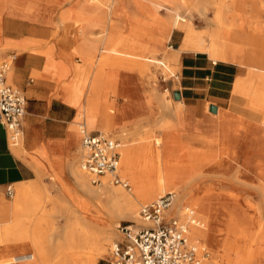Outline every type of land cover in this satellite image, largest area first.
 <instances>
[{"label": "rangeland", "instance_id": "rangeland-1", "mask_svg": "<svg viewBox=\"0 0 264 264\" xmlns=\"http://www.w3.org/2000/svg\"><path fill=\"white\" fill-rule=\"evenodd\" d=\"M5 1L14 3L15 7L12 8L13 10L3 8L4 1L0 0V16L7 18L11 16L9 14L11 12V14L14 13L15 20L0 22V49L28 47L34 42L33 38L20 34L26 33L30 25L34 28L32 35L36 37L34 43L36 48L34 49H77L82 38L79 35L81 25L76 22L80 19H91L90 22L88 21L91 24L85 25L82 36L92 41L97 40L92 53L94 62L84 61L82 56L75 51L73 69L63 66L57 75L66 88L67 96L74 95L83 106L91 97L97 110L95 117L100 119L99 131L102 133L100 128H107L108 123L111 131L108 136L117 139L120 143L127 141L137 154L141 152L144 145L154 146L155 139L162 138L166 133L169 145L165 142L162 147L171 149L172 155L169 159L174 163L202 164L200 170L203 177L198 180L205 185L204 191L210 190L212 193L209 200L213 218L209 227L217 234V242L191 238L188 233L189 239L192 242L199 239L207 248L206 259L215 260L219 264H264V125L262 115L258 113V110L249 106L244 97L235 93L229 101H221L218 99L217 89L213 88L194 112L183 110L182 118L178 121L171 107L161 106L158 99L169 101L171 104L179 100L173 97V91L180 88L179 62L175 64L171 72L148 62L149 74H145L133 62L142 60L124 54H107V51L103 50L104 46L101 41L105 32L101 26L97 25L107 23L105 4L91 0ZM117 2L125 6L129 13L128 16L131 14L138 16L137 32L142 35L143 41L158 37L156 30L153 29L151 16L139 11L133 0H117ZM185 2L187 9L185 14L191 17L195 31L202 35L205 42H209L210 31L214 27L211 19L216 12V7H209L203 15L198 12L192 2L189 0ZM25 5L31 8L29 12L24 11ZM236 5H233L226 13L227 26L235 27L237 32H241L244 37L250 36L256 49H260L258 51L260 56H264V12L252 11L249 5H239V3ZM78 9L82 11L79 12ZM65 12L67 13L64 14ZM85 12L89 13L90 17ZM63 15H66L64 21ZM159 15L161 19H165L168 13L161 10ZM128 18H120L121 20L119 19L115 24L117 32L112 31L115 38L132 37L128 32ZM3 26L15 29L21 37L15 40L5 37L2 45ZM173 29L172 37L161 42L162 44L154 55L155 58L163 60L173 48H178L181 44L182 31L177 28ZM22 42L25 44L16 45ZM122 50L130 51L131 49ZM107 55L109 60L118 59L120 62L115 67L116 71L108 75L107 80L92 92L90 81L96 69L95 61L104 56L106 59L104 69L109 71ZM240 73L246 75V67L241 64ZM211 106H215L216 111H211ZM80 119V122L85 121L83 116ZM220 122L229 123L228 133H223L224 136L219 133ZM139 136L145 138L134 141ZM242 151L248 152L247 165H242V158H239V153ZM83 157L84 153L78 158L77 165H82ZM142 163V158L137 156L136 171L142 168ZM138 172L142 175V171L138 170ZM118 173L121 177L129 179V175L126 171H121V168ZM39 185L46 189L48 196L54 200L51 218L55 231L69 223V209H75L66 190L87 201V198L77 190L71 173L66 175L59 168L52 179L39 181ZM109 185L120 187L112 183ZM129 185L132 188V184ZM157 196L155 195L150 200L140 201L137 211L142 204L152 201ZM4 199L10 201L12 197L6 195ZM185 207L186 204H182V208ZM195 214L199 218V213L195 212ZM20 219V217L16 218L11 215L5 216L0 211V264H41L31 254L32 236L24 237L21 233L23 230H15ZM123 222H132V220L127 217H117L113 220L115 237L107 244L104 251L95 255L96 264H108L110 248L122 236L117 226ZM55 237L54 233L53 241H56ZM36 242L38 244L36 247L40 250L45 248V240L42 236L38 237ZM225 243H232L234 249L232 251L226 249ZM226 253L227 256H225ZM40 256V258L45 257L43 253ZM55 259L51 252L45 264H78L74 260L57 263Z\"/></svg>", "mask_w": 264, "mask_h": 264}, {"label": "bare ground", "instance_id": "bare-ground-1", "mask_svg": "<svg viewBox=\"0 0 264 264\" xmlns=\"http://www.w3.org/2000/svg\"><path fill=\"white\" fill-rule=\"evenodd\" d=\"M2 1H4L2 4L3 8L12 9L15 7V4L9 1ZM91 1L107 6V23L97 24L105 32L104 37L101 39L104 46L103 50L107 51V54H124L128 57L142 60L133 61L138 65L142 73L149 74L148 62L156 64L158 68L160 67L167 72H171L175 64L179 62L181 51L207 52L214 60L236 61L245 66L246 75L237 77L234 82L233 93L244 97L249 106L258 110V113L262 115V123L264 125V56H260L258 53L260 49H256L250 36L244 37L241 32H237L235 27L227 26L226 23V13L236 3H239V5H249L252 11L262 13L264 12V0H189L198 12L203 15L206 14L209 7H216V12L211 19L214 27L210 31L209 42H205L202 35L195 31L191 17L185 14L187 13L185 0H133L139 11H143L151 16L153 29L157 32V38L145 41H143L142 35L137 32L138 16L135 14L128 16L129 13L121 2H117V0ZM30 10L31 8L25 5L24 11L29 12ZM161 10H165L168 13L165 19H161L159 15ZM78 11L82 10L78 9ZM86 14L88 15L89 13ZM65 16L63 15V21L66 19ZM88 16L90 17V15ZM121 16L122 18L129 17L127 19V26L128 32L132 36L131 38L124 36L118 39L112 34V31L117 32L115 24ZM88 21L90 22L91 19H80L76 22L81 25L79 27V35L82 38L81 44L77 49L84 61L92 63L94 62L92 53L97 40L92 41L82 36L85 25L91 24ZM173 28L182 31L183 40L181 44L178 48H173L163 60L155 58L154 55L160 44H162L161 42L170 39ZM22 44L25 43L22 42L16 45ZM122 49L131 50L124 51ZM115 58L117 59L118 57ZM95 62L96 69L90 81V91L92 92L96 91L99 85L107 80L108 75H112L116 71L115 67L120 61L118 59L109 60L107 55V65L110 67L109 71H105L104 69L106 63L104 56ZM10 75L11 71L7 73L8 79ZM68 99L74 105H78L80 118L82 116L83 118L85 117V121L79 122L78 127L84 126L86 129H90L91 124L97 123L99 125L100 119H96L95 117L97 110L93 105L91 97L84 106L80 105L77 97L74 95H69ZM158 101L163 107H171L172 113L178 121L182 118L184 107L181 99L175 101V104L161 99H158ZM109 127L107 123V128H100L102 134H110ZM228 129L229 123L223 124L220 122V135L228 133ZM144 138L143 136H139L134 141L143 140ZM165 142L169 145L166 133H164L162 138L157 137L155 139L153 142L154 146L152 144L144 145L139 154L136 153L135 149L127 141L119 142L120 160L118 172L121 168V171H126L129 175V179L123 177L129 184H132V188L129 189L120 185L121 188L110 186L109 183L111 184V182L108 175L102 177L100 185H94L91 182V176L82 168V165L80 164L79 166L77 162H71L69 170L76 188L81 195L87 198V201L71 194L67 190L65 191L70 197L71 204L75 205V209H69L70 221L59 230H54L55 226L51 218L54 200L48 196L46 189L40 186L38 181L16 184L10 201L5 200L3 197L0 199V211L5 216L11 215L12 217L21 218L15 230H23L21 233L24 237L32 236L33 242L30 244L31 254L41 264H45L51 252H53L57 263L74 260L78 264H96L95 255L104 251L107 244L115 237L113 220L117 217H127L138 223V203L150 200L155 195H160L165 191H172L175 194L172 205L166 211L167 214L173 213L183 218L184 209L190 206L196 213H199V225H189L188 233L191 238H201L207 240V242H217V234L209 227L213 218L209 200L212 193L210 190L204 191L205 185L199 182L201 177H203L200 170L203 165H195L192 162L174 163L169 159L172 155L171 149L169 147H162V144ZM76 152V157L78 158L84 153L82 144L77 147ZM137 156H140L143 160L142 168L138 169L140 172L142 171V175L138 170L136 171L138 167L135 164ZM239 158H242V165L248 164L249 156L247 151L239 153ZM202 191H204L203 194H201ZM184 203L186 207L182 208V204ZM40 231L44 234H41ZM54 233L56 241L52 240ZM41 236L45 240V248L43 250L36 247L38 246L36 239ZM194 242L201 243L199 239ZM201 244L204 245L203 243ZM225 245L226 249L231 251L234 249L232 243H225ZM42 253L45 255V257L42 256L44 258H40ZM225 256H227V253ZM203 261L202 264H219L215 260L206 259V257Z\"/></svg>", "mask_w": 264, "mask_h": 264}, {"label": "crops", "instance_id": "crops-1", "mask_svg": "<svg viewBox=\"0 0 264 264\" xmlns=\"http://www.w3.org/2000/svg\"><path fill=\"white\" fill-rule=\"evenodd\" d=\"M9 14L11 16L7 18L1 15L0 22L15 20L14 13ZM120 18L123 19L122 16ZM3 29L2 45L5 37L15 40L28 36L34 42L19 49H0L1 60L8 53L15 54L7 71H11L9 79L6 73V82L20 88L27 100L21 136L16 145L10 143L0 123V199L8 195V186L12 188L13 195L16 184L50 180L57 168L70 175L69 165L77 162L76 151L82 139L78 127L80 109L69 101L66 88L57 77L63 66L73 69V56L78 49H34L36 37L32 35L33 26L30 25L21 36L9 26H3ZM173 33L174 29L170 37ZM178 73L180 88L177 90L185 112H194L213 88L217 89L219 100L229 101L234 95V82L241 75L238 62L214 60L200 51H181ZM99 127L94 123L86 130L97 133L100 132Z\"/></svg>", "mask_w": 264, "mask_h": 264}, {"label": "built area", "instance_id": "built-area-1", "mask_svg": "<svg viewBox=\"0 0 264 264\" xmlns=\"http://www.w3.org/2000/svg\"><path fill=\"white\" fill-rule=\"evenodd\" d=\"M14 53H8L0 61V123L10 143L16 145L21 136V122L26 112L24 92L6 82ZM84 149L82 168L91 176L94 185L102 183L108 175L109 181L126 189L129 183L118 173L120 143L100 132L90 133L79 127ZM12 195V188L7 187ZM174 192L167 191L141 205L139 222L119 223L117 229L121 239L110 248L108 264H202L207 248L188 237L189 225H199L194 209L185 208L184 217L167 214L174 200Z\"/></svg>", "mask_w": 264, "mask_h": 264}, {"label": "water", "instance_id": "water-1", "mask_svg": "<svg viewBox=\"0 0 264 264\" xmlns=\"http://www.w3.org/2000/svg\"><path fill=\"white\" fill-rule=\"evenodd\" d=\"M173 97H174L175 100L180 99L181 98L180 91H178V90L173 91ZM210 110L211 111H216V107L215 106H211Z\"/></svg>", "mask_w": 264, "mask_h": 264}]
</instances>
